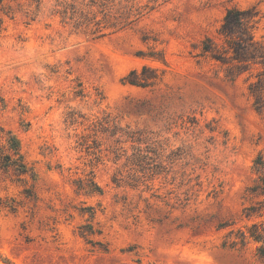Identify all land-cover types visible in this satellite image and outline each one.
I'll return each mask as SVG.
<instances>
[{
	"label": "rangeland",
	"instance_id": "obj_1",
	"mask_svg": "<svg viewBox=\"0 0 264 264\" xmlns=\"http://www.w3.org/2000/svg\"><path fill=\"white\" fill-rule=\"evenodd\" d=\"M89 1L0 0V264H264L261 67L201 52L264 0Z\"/></svg>",
	"mask_w": 264,
	"mask_h": 264
},
{
	"label": "trees",
	"instance_id": "obj_2",
	"mask_svg": "<svg viewBox=\"0 0 264 264\" xmlns=\"http://www.w3.org/2000/svg\"><path fill=\"white\" fill-rule=\"evenodd\" d=\"M101 4H98V2ZM90 0L86 8L77 9L75 6L62 11L65 17L75 19L77 24L99 25L101 21L96 20L97 15L94 8L101 9L99 12L107 15L106 3L102 0ZM260 11L255 7L245 9L233 7L227 10L223 21L218 29V38L221 43L212 37H206L201 46V52L210 55L213 59L231 64V68L239 69L240 73L250 71L253 67H261L256 75V80L251 82V93L255 96L257 108L264 106V36L259 38L256 34V25L259 22ZM117 23V22H116ZM131 76V77H130ZM130 82L137 85H147L148 78H141L137 70L130 74ZM134 77V78H133ZM251 77V76H250ZM10 154L2 157V165L6 168L14 166L21 174L27 173V164L21 154L19 142L14 138L8 139ZM258 170H264V156L260 155L256 160ZM263 183H257L254 190L264 195ZM264 223H255L252 226L250 236L255 240L264 241Z\"/></svg>",
	"mask_w": 264,
	"mask_h": 264
}]
</instances>
